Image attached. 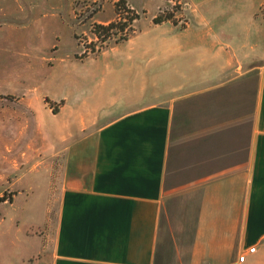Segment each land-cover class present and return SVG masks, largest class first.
Returning a JSON list of instances; mask_svg holds the SVG:
<instances>
[{"label":"crops","instance_id":"obj_1","mask_svg":"<svg viewBox=\"0 0 264 264\" xmlns=\"http://www.w3.org/2000/svg\"><path fill=\"white\" fill-rule=\"evenodd\" d=\"M180 1L184 26L137 18L88 58L120 74L96 112L38 99V152L67 145L50 264H264V0ZM12 234L0 264H38V240Z\"/></svg>","mask_w":264,"mask_h":264},{"label":"rangeland","instance_id":"obj_2","mask_svg":"<svg viewBox=\"0 0 264 264\" xmlns=\"http://www.w3.org/2000/svg\"><path fill=\"white\" fill-rule=\"evenodd\" d=\"M127 1L0 0V233H13L12 237L26 233L36 238L38 255L32 256L31 262L38 259V264H50L64 188L61 173L67 146L57 145L56 156L38 152V99L62 98L72 104L84 101L81 107L86 109L83 110L94 113L100 105L107 104V99H112L109 93L119 96L120 86L115 83L120 74L107 71L102 64H91L88 58L97 57L134 34L135 17L125 9L126 5L138 13L136 19L141 20L140 24L152 16L155 22L157 18L165 21L170 15L169 20L174 24H178L179 17L185 19L180 0L168 3L163 0ZM221 3L218 1L213 6L219 7ZM232 5L229 11L238 12L239 3L232 1ZM106 6L112 7L113 20L120 18L127 22H119L120 30L112 29L110 38L107 35L101 38L94 34L93 25L97 23L96 14ZM210 8L211 5H207L202 9L206 18L212 14ZM82 11L91 15L89 22L79 23L84 19ZM235 15L231 22L217 17L214 25H230L231 28L239 18ZM132 24V32L122 38V28ZM159 44L154 46L158 48ZM84 48L90 56L80 58L78 55ZM145 98L140 99L139 107L148 103ZM49 104L55 107L52 113L58 112V116L63 113L56 108L57 104ZM61 120L63 117L57 122ZM44 122L51 125L53 120L44 118ZM22 151L28 158H20ZM35 164H38L39 176L38 172L26 175ZM29 185L32 188L29 189ZM4 249L0 238V253Z\"/></svg>","mask_w":264,"mask_h":264},{"label":"built area","instance_id":"obj_3","mask_svg":"<svg viewBox=\"0 0 264 264\" xmlns=\"http://www.w3.org/2000/svg\"><path fill=\"white\" fill-rule=\"evenodd\" d=\"M125 9H127L129 12H130V14L131 15H133L134 17H136L137 15H138V13L133 9V8H131L130 6H127L126 5V7H125ZM92 11H95V9H94V7H93V10ZM92 11H90V12H92ZM119 15H117V17H118ZM135 19V18H134ZM133 19V24H134V20ZM178 20H177V23H178V25H180V26H184L186 23H185V19L183 20V17H179V18H177ZM119 22H127L125 19H120V18H118L117 20H116V18L111 22V23H113L115 26H118L119 25ZM133 24L131 25V26H124L122 29H123V31H122V33H121V37L122 38H126V37H128L129 36V33L130 32H132L131 30H132V27H133ZM128 25V24H127ZM134 33V32H133ZM100 35V34H99ZM105 35H100V37L101 38H103ZM89 54L90 52L86 49H84L83 50V52H82V54ZM255 249L254 248H251L249 251L250 252H253ZM244 259H245V255H242V256H239L238 257V261L239 262H243L244 261Z\"/></svg>","mask_w":264,"mask_h":264},{"label":"trees","instance_id":"obj_4","mask_svg":"<svg viewBox=\"0 0 264 264\" xmlns=\"http://www.w3.org/2000/svg\"><path fill=\"white\" fill-rule=\"evenodd\" d=\"M122 1H124V3H125L126 0H122ZM163 1L166 2V3H168L169 0H163ZM169 16L170 15H168V17H165L166 18L165 21L169 20V18H170ZM155 22L156 23H160V22H163V21L162 20H159V18H157V20ZM115 28H117V30H120V28L118 26H115L113 23H111V24H109L107 26L97 25L95 27V30L93 32H94V34L107 35V36L109 35L111 37V35H113V34L110 31L112 29H115ZM110 33H111V35H110ZM2 200L3 199L1 198V201Z\"/></svg>","mask_w":264,"mask_h":264},{"label":"flooded vegetation","instance_id":"obj_5","mask_svg":"<svg viewBox=\"0 0 264 264\" xmlns=\"http://www.w3.org/2000/svg\"><path fill=\"white\" fill-rule=\"evenodd\" d=\"M125 3H126V1H125ZM131 8H132V7H131ZM81 13L84 14V19H83L82 22L80 21L79 23H86V22H89V21H90V16H91V15H89V16L85 15V12H84V11H82ZM81 13H80L79 15H77V19H79V20H80L79 17L81 16ZM95 13H96V12H95ZM135 19H136V17H135ZM135 19H134V20H135ZM109 24H111V22L108 23V24H106V25L99 24V23H95V24L93 25V28H94L93 31L95 30V27H96L97 25L107 26V25H109ZM95 35H96V34H95ZM81 46H82V45H81ZM84 49L86 50L87 48H84ZM84 49H83V50H84ZM82 52H83V51H82ZM78 56H79L80 58H82V57H85V56L88 57V56H90V55H88V54L85 53V54H79Z\"/></svg>","mask_w":264,"mask_h":264}]
</instances>
